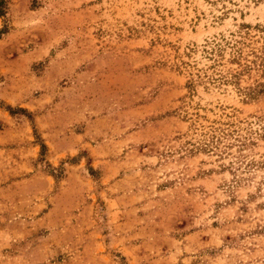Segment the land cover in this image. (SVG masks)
I'll return each mask as SVG.
<instances>
[{"label": "rangeland", "instance_id": "rangeland-1", "mask_svg": "<svg viewBox=\"0 0 264 264\" xmlns=\"http://www.w3.org/2000/svg\"><path fill=\"white\" fill-rule=\"evenodd\" d=\"M4 3L0 264H264V0Z\"/></svg>", "mask_w": 264, "mask_h": 264}, {"label": "trees", "instance_id": "trees-1", "mask_svg": "<svg viewBox=\"0 0 264 264\" xmlns=\"http://www.w3.org/2000/svg\"><path fill=\"white\" fill-rule=\"evenodd\" d=\"M4 1H5V0H1V1H0V11H1V12L3 11V8H4V7H3L4 4H5Z\"/></svg>", "mask_w": 264, "mask_h": 264}]
</instances>
